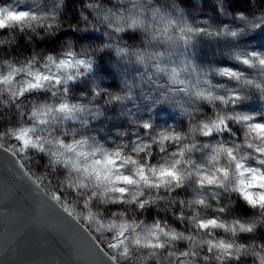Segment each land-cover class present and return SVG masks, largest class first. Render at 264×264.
<instances>
[{
	"label": "clouds",
	"instance_id": "9594fccd",
	"mask_svg": "<svg viewBox=\"0 0 264 264\" xmlns=\"http://www.w3.org/2000/svg\"><path fill=\"white\" fill-rule=\"evenodd\" d=\"M193 2L195 8H189L185 0H37L35 4L25 0L12 11L29 13L28 20L0 29V63L12 69L31 64L33 71L51 77L44 87L27 90L32 77L21 71L12 77V85H4L8 87L0 95V152L9 154L14 165L18 162V178L39 201L99 238L106 251L90 240L103 254L102 264H144L150 252L133 251L121 257L109 247L116 234L106 229L113 222H133L132 217L157 202L140 209L126 203L135 185L117 184L128 189L124 195L98 185L91 167L94 161L103 160L105 153H119V157L113 155L116 164L110 167L114 171L134 174L139 165L153 184L151 169L175 167L184 176L179 188L174 181L172 190L161 185L159 192L141 185L145 201H166L182 188H200L197 167L202 174L217 177L218 183L232 179L234 163L214 149L235 152L234 146L239 145L244 153L247 129L239 121L228 120L229 116H252L254 123H264L259 119L264 110L243 107L256 103L264 109V66L259 63L264 48L251 39L264 32V0H207L211 7L204 6L205 0ZM22 43L26 50L21 51ZM205 50L209 61L200 59ZM211 57L229 63L218 64ZM246 59L250 63H244ZM224 69L238 73L239 78L221 75ZM9 71L0 69V78ZM14 85L26 91L13 100L9 88L14 90ZM208 96L238 98L223 103L209 101ZM42 105L51 111L33 116ZM61 105L75 110L61 112ZM218 115L228 128L205 136L203 126ZM26 128L35 129L28 137L37 146H25L18 138ZM58 142L76 147L58 148ZM252 150L245 154L244 163L253 167L248 162L254 161L260 170L257 152ZM218 168H227L229 176L218 173ZM172 199L180 202L176 196ZM201 206L217 209L206 200ZM219 208L228 210L227 205ZM181 215L177 213L176 218ZM157 223L164 226L163 221L152 225ZM72 260L81 264L76 254ZM49 264L63 261L51 257Z\"/></svg>",
	"mask_w": 264,
	"mask_h": 264
},
{
	"label": "snow or ice",
	"instance_id": "6c2138e0",
	"mask_svg": "<svg viewBox=\"0 0 264 264\" xmlns=\"http://www.w3.org/2000/svg\"><path fill=\"white\" fill-rule=\"evenodd\" d=\"M29 13L27 12H15L7 8H0V29H6L9 26L17 22H24L28 20ZM34 19V17H33ZM255 55V54H254ZM49 62L53 63L51 57H49ZM244 63H250L247 59L243 61ZM80 63H83L81 61ZM260 65L264 66V57L259 59ZM60 68L64 67V63L62 62L59 66ZM9 75L6 78H0V86L4 85H12L13 80L12 77L19 72L23 71L27 73L32 80L28 82V89H40L44 87V85L50 80L49 75H43L39 71H33L32 65L29 64L27 67L23 69H12L11 65H9ZM221 75L236 77L239 78L238 73H234L227 69L221 71ZM56 83H59V79L56 80ZM51 87V85H49ZM10 96L14 100L17 95H24L26 89L24 88H16L13 90L11 87L9 88ZM238 97H229L225 99L224 97H212L208 96L207 99L212 101L214 99H220L223 103H228L229 100H235ZM75 108H69L68 105H61L59 111L61 112H71L74 111ZM51 111L50 106L42 105L37 111L33 113L35 117H42ZM228 120L239 121L242 123V126L247 129L245 134V142L247 144V148L252 150L254 149L258 154V163L261 166V169L258 170L255 167L246 166L244 161L247 159V156L241 151V147L239 145H235V152L233 148H216L214 149V153H224L227 155L230 164L234 163V167L236 171L232 172V179L229 180L227 184L218 183V178L215 176L202 174V170L197 167L195 175L199 179L200 188H205V183L207 185H215L217 188H223L224 191H233L237 192L240 197L244 201H246L252 208L258 209L260 216L264 217V123L253 122L254 118L252 116H241L239 114H235L233 116H229ZM42 123H46L47 121L41 120ZM228 128V124L226 123L224 117L217 116V119L210 123L205 124L203 126V134L205 136L210 135L213 130L216 132L224 131ZM35 129H22L19 133L18 138L23 141L25 146L29 144H33V146H37L33 143V141L28 137L30 132H34ZM255 141H261L262 143H256ZM59 147H66L68 150H72L76 147V145H62L58 142ZM137 151L141 150L140 147H137ZM61 153L57 152V156ZM183 151L179 153L180 156H183ZM113 155L119 157V153L108 154L105 153L103 160L94 161L92 164V172L96 176V180L98 185L105 186L106 190L108 186H111V190L113 192H119L121 195H124L128 189L126 187H116L117 184L124 185H135L136 187L132 190V195L130 199L126 201V203L134 204L136 207L140 209H144L146 203L153 204L156 203V200H148L145 201L144 197V187H154L157 192L160 191L161 185L164 186L166 190H172L171 184L174 181L175 186L179 188L182 184L184 176L181 175L180 171H178L175 167L171 166H163L160 168L151 169L152 178L156 180V183H152L148 175H145V170L136 165L134 174L124 175L123 173L116 172L110 166H114L116 164V160L113 159ZM125 163L136 164L135 161L126 160ZM218 173H221L224 177L229 176V171L227 168H218L216 169ZM247 174V175H246ZM184 175H188L187 172ZM170 178V179H169ZM143 185V186H141ZM234 185V186H233ZM199 194V193H198ZM202 195V194H200ZM216 196H219L220 193H215ZM171 202H175L174 199ZM179 203L183 204L184 201H180ZM196 204L205 205L204 198H198L195 200ZM215 211L219 213H223L224 209L219 208L215 209ZM119 216H124V213H119ZM181 220H184L183 215L180 217ZM192 220L196 222V227L199 229H203L207 231L208 229H224L226 232H230L232 234L237 233L238 231L241 233H251L254 231L255 221L249 224L235 222L231 225H227L222 223L217 218H202L197 214L192 217ZM107 231L114 232L116 234V239L113 243L109 244V247L116 249L118 254L121 257H128L133 251H138L140 249H150L152 250L149 253V257L157 255V249H167L172 242L177 240H192L191 236H186L183 233H179L173 229H168L166 226H162L159 223L146 226L142 223H137L135 221L128 223L127 221L121 222L119 224L111 223L107 226ZM209 245L208 251L212 252L214 249L217 250L220 255L216 256L217 260H220L221 257H229L234 258L236 260L240 259V253L243 251V245L236 246L233 243H228L224 240H219L213 242L212 240L203 241ZM169 256H174V252H169ZM189 255H196L195 252H181L180 256L188 257ZM114 259V258H111ZM205 260L209 259L208 257L204 258ZM261 264H264V257H261Z\"/></svg>",
	"mask_w": 264,
	"mask_h": 264
},
{
	"label": "water",
	"instance_id": "95a60500",
	"mask_svg": "<svg viewBox=\"0 0 264 264\" xmlns=\"http://www.w3.org/2000/svg\"><path fill=\"white\" fill-rule=\"evenodd\" d=\"M22 163V162H21ZM18 162L0 152V264H102L106 249L86 226L78 229L58 210L48 207L18 178ZM83 231V232H82ZM91 239V240H90ZM17 251H14L16 250Z\"/></svg>",
	"mask_w": 264,
	"mask_h": 264
},
{
	"label": "rangeland",
	"instance_id": "374dc122",
	"mask_svg": "<svg viewBox=\"0 0 264 264\" xmlns=\"http://www.w3.org/2000/svg\"><path fill=\"white\" fill-rule=\"evenodd\" d=\"M191 4L195 5L193 0H187ZM25 0H0V8H7L10 10H16L18 4H23ZM196 6V5H195ZM205 7H211V5L205 0L204 3ZM241 4H237L236 7H241ZM220 19V18H219ZM228 64V63H226ZM232 67H237L236 65H231ZM243 107L246 110L250 111H262L264 109H261V107L256 103L246 104L243 105ZM259 119L264 120V116H261ZM237 131H239L237 129ZM246 134V133H245ZM245 134L243 136V139L245 140ZM239 135V132H238ZM227 136V133L225 134ZM253 150L247 149L246 143L244 145V154L247 152H250ZM257 156H259L258 153H256ZM155 159V157H153ZM251 166L256 167L258 166L254 161L248 162ZM188 192H185L186 196L184 197L185 206L187 210V214H183L187 216V220L185 221L183 229L181 227H178L179 233H183L186 236H191L192 240H177L172 242L171 245L167 247V249H157L155 250L157 255H163V259L166 261V264H261V257H264V245L259 244L256 245V241L253 242V245H248L246 243V238L243 233L237 232L235 234H232L230 232H226L224 229H208L207 231L203 229H199L196 227V222L192 220L193 216H196L199 214L202 218H217L220 222L225 223L227 225L233 224L231 219H229L228 216H225L223 213H219L215 211L213 208H207L205 206L201 205H195L193 203V200L198 198H204L208 203H211L213 205L218 207H222L224 205H219V202H212L208 201V198L213 199V201L218 200V197L221 196L220 190L216 189L214 186H206L204 189H201L195 185L188 186ZM220 193L219 196H216L215 193ZM199 193V194H198ZM230 193V192H229ZM202 194V195H200ZM232 194L235 198L241 199L243 202L242 197L239 196V194ZM218 204V205H217ZM245 204V202H244ZM246 205V204H245ZM250 205L245 206L243 209V212L245 214H254V212L259 213L257 209L249 208ZM253 210V211H252ZM133 221H136V217H132ZM156 222V221H155ZM159 222V221H157ZM164 226L169 227L168 221H163ZM153 222L144 223L143 225L146 226H152ZM170 229H172L170 227ZM175 229V228H174ZM173 229V230H174ZM206 240H212L213 242L224 240L228 243H233L236 246L243 245V251L240 253V259L236 260L234 258L229 257H221L220 260L216 259V256L220 255V253L217 250H213L212 252L208 251L209 245L206 243H203V241ZM251 246L252 251H245L248 250L247 248ZM144 252H151L150 249H145ZM162 253H159L161 252ZM169 252H174V256H169ZM181 252H195L196 255H189L188 257L180 256ZM208 257L209 259L205 260L204 258ZM148 260V259H147ZM155 262L148 261L146 264H153ZM145 264V262H144Z\"/></svg>",
	"mask_w": 264,
	"mask_h": 264
},
{
	"label": "trees",
	"instance_id": "16d2710c",
	"mask_svg": "<svg viewBox=\"0 0 264 264\" xmlns=\"http://www.w3.org/2000/svg\"><path fill=\"white\" fill-rule=\"evenodd\" d=\"M32 2L35 4L37 2V0H32ZM185 3L189 8H195L196 7L195 5L191 4L187 0H185ZM216 19H219V17H217ZM5 31H7V30H5ZM0 35H3V33H0ZM251 39L257 42L258 47L264 48V32H261L255 36H253ZM27 47H28L27 45H24L22 43L21 51L26 50ZM213 51H214V49H213ZM18 55H19V53H18ZM13 59H16V57H13ZM200 59L202 61H209L210 60L209 51L205 50L203 55L200 56ZM211 59H213L218 64L229 63L226 59H222V58L211 57ZM25 67H27V65H25ZM4 68H7L8 70H10L9 65H3L2 63H0V69H4ZM7 87L8 86H0V95H2L4 92H6ZM15 87H18V85L13 86L14 90H15ZM42 95H45V94L42 93ZM26 98L27 97H25V99ZM187 188L188 187H185V188L178 190L176 193H172V196H176L179 198L180 201H184V197L186 196L185 192H188ZM220 193H221V196L218 197V200L213 201V199L208 198L209 199L208 201L219 202V205H224V206L227 205L228 210L226 212H224L223 214L225 216H228L229 219H231V221L233 223L239 222V223L249 224V223H252L253 221H255L254 231L251 233H243L244 236L247 237L246 243L248 245H253V242L256 241V245H259V244L264 245V217H261L260 213H257V212H254V214H249V213L245 214L243 212V209L245 208L246 205L244 204V202L241 201V199L235 198L230 193H224L223 190H220ZM172 196H170L169 199L166 201H157L156 205L150 206L146 211L138 213L135 216L136 217L135 222L144 224V223L155 222V221L156 222L157 221H168L169 227H167V228L168 229H170V227L172 229L175 228L174 230L179 232V230L177 228L181 227L183 229L185 221L187 219L186 220L185 219L184 220L177 219L176 214L177 213L187 214L188 212L186 210V206L184 205L185 201L183 204L177 203L176 200H174L175 202H171V200H173ZM237 201H239V202L237 203ZM169 205L173 206L171 208V211L167 210ZM249 208H251V207H249ZM95 237L99 241V238L97 236H95ZM99 243H100V241H99ZM101 245L105 248V246L103 244H101ZM247 249L248 250H245V251H247V252L252 251L251 246H249ZM162 250L159 253H162ZM138 251L144 252L146 250L140 249ZM151 260H152V262H155L153 264H166V261L163 259V255L162 256L161 255L152 256V257L148 258V260L145 261V264Z\"/></svg>",
	"mask_w": 264,
	"mask_h": 264
}]
</instances>
